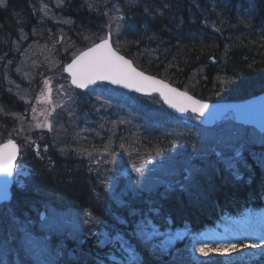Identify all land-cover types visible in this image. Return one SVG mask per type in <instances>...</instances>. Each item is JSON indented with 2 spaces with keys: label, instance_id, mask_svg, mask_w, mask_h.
Masks as SVG:
<instances>
[{
  "label": "trees",
  "instance_id": "obj_1",
  "mask_svg": "<svg viewBox=\"0 0 264 264\" xmlns=\"http://www.w3.org/2000/svg\"><path fill=\"white\" fill-rule=\"evenodd\" d=\"M40 1L0 0V71L16 77L26 39L36 38L35 42L42 45L39 37H44V42L53 44V52L60 57L59 76L68 81L62 73V66L70 59V49L80 50L109 31L102 10L111 0H65L61 5L47 0L54 6V12L63 15L56 22L49 18L47 28L36 24V17L41 15ZM163 8V13H155L147 6L145 11H150L146 16L144 14L143 20L132 16L135 27L140 29L144 21L149 26L147 32H155V35L143 37L133 35L129 30H115L116 36L111 32L114 46L143 70L167 79L204 100L245 99L264 91V0H195V4L192 0H180V6L166 0ZM145 45L155 50L142 52ZM35 69L31 68L33 74L41 73V70L34 73ZM48 81L45 78L43 82ZM7 85L11 84L0 74V105L3 108L0 113V141L8 137L17 138L22 149L24 143L20 142L17 132L11 131L17 130V122L2 116L23 105L19 95L7 92ZM144 99L156 101L153 96ZM155 105L156 123L172 127V119L177 120L178 117L162 105ZM62 114L65 112L60 110L58 116ZM188 120L191 121L193 135L183 136L174 142L170 139L177 124H174L176 128H172L170 135L155 134L154 130L139 134L152 146L153 159L149 160L157 159L166 145L161 138L167 137L177 147L182 143V155L191 159L184 165L176 156L179 163H175L179 167L172 170L177 171L173 174L183 178L169 184L170 179L176 178L170 175L163 181L158 180L166 186L155 188L152 185L150 190L124 191L123 195V188L109 192L107 185L97 183L96 169L87 165L85 159L69 158L67 153L71 155L74 152L78 156L90 145L89 135L82 132V137L76 135L80 129L65 117H58L57 121L54 117L48 128L39 134L36 130L25 129L20 133L22 137L38 135L42 141L60 142V148L64 149H43L40 154L46 152L48 157L39 163L40 176L28 179L29 186L14 187L10 202L0 204V222L8 225H0V238L7 237L12 228L18 227L15 224L18 217L26 214L24 220L28 222L39 218V211L46 203L45 206L56 204L74 211H88L100 223V229L94 231L88 224L78 228L84 232L79 233L82 236L79 235L77 246L70 239L60 242L64 249L60 252L62 256L59 255L65 257L67 264H264V246L238 260H227L215 251L208 252L201 259L193 253L196 237L204 242L206 250L215 249L209 242L212 226L224 218H241L249 206H261L264 200V135L259 136L262 139L260 144L237 141L236 137L231 141L224 133H219L218 129L225 128L223 123L205 128L194 119ZM236 126L247 134L253 132L252 128ZM106 132L98 134L100 141L106 142L101 146L122 145V141L114 137L116 134ZM234 143L238 145L236 152L239 155L233 164L236 172L226 164L210 165L205 160L215 157L214 148L224 154L228 145ZM68 147L70 149L64 152ZM25 150L31 152V148ZM209 150L214 153L203 156ZM137 154L142 153L138 151ZM112 172L101 177L115 176L118 180L121 172L117 169ZM115 185L120 184L117 182ZM178 229H184L186 235L167 247L162 234ZM50 237L52 239L53 235ZM20 245L10 240L7 248L17 252L24 264H34L24 257ZM65 250H72L75 255L68 256Z\"/></svg>",
  "mask_w": 264,
  "mask_h": 264
},
{
  "label": "rangeland",
  "instance_id": "obj_2",
  "mask_svg": "<svg viewBox=\"0 0 264 264\" xmlns=\"http://www.w3.org/2000/svg\"><path fill=\"white\" fill-rule=\"evenodd\" d=\"M64 1L65 0H53V3L55 5H61ZM91 1L99 2L107 0ZM165 1L166 0H111L106 2L102 10L104 19H106V27L115 36L117 30H129V32L132 31L131 33L133 35L139 34L143 35V37H150V34L155 35V32H147L149 26L145 24L144 21L141 22L140 29H138L137 26L135 27V21L132 16L143 20L144 14L146 16L148 13L147 11L152 10L155 13H163L162 10H164L163 6L165 5ZM167 1L170 2V0ZM171 1L180 6V0ZM192 2L195 4V0H192ZM40 4L39 8L41 15L36 17L37 26L47 28V20H49V18L52 22L62 19L63 15L54 12V6L49 5L47 0H41ZM196 4L197 6L199 5L198 2H196ZM147 6H150L151 9L145 11ZM199 8L205 9L202 6H199ZM41 17L44 18L42 19ZM131 25H134V27ZM39 38L43 42L42 45L35 42L36 38L26 39V43L21 49V56L17 65V71L19 72L15 73L16 77L10 75L7 71L6 73H1L0 71L2 77L4 76L8 84H11L9 86L7 85L9 89L7 92H13L19 95V99L22 100L23 103L21 107L16 109L13 108V110H10L6 115L2 114V116H6V119L9 120L10 118L17 122V130L11 131L17 132V136L20 137V142L22 141V143H24L23 148L20 149V155L15 166V182L12 186L13 189L14 187L24 188L29 186L27 185L28 179L33 180L35 177L40 176V171L38 170V167H40L39 163L48 157L45 154L46 152L40 154L43 149L51 150L53 147L56 150L61 149L60 142L54 144V142L50 140H40L38 135H34V138H32V136L22 137L20 134L25 129L31 130V132L36 130L39 134L43 129L48 128L54 117L56 121L58 117H65V120L67 119L68 122L75 124V126L80 129V133L76 131L78 132L76 135H81V137L82 133H87V135H89V148L84 149L82 153H78V156H75L74 152V155L67 154L72 160L85 159L87 165H91L95 168L97 172L96 176L99 178L96 182L101 185H107L106 189L109 192H114L121 188H123L121 192L122 195L124 191H147L151 189L152 185L155 188L159 186L162 187V185L166 186L163 184L164 182L160 183L159 181L165 180L167 176L174 175L176 177L175 179H170V181H168L169 184L183 178L182 175L178 176L173 174L177 171L173 172L172 170L179 167L175 163V161L178 162L176 156L180 157L184 165H187L188 159H191V157L187 159L182 155L184 147L181 145L182 143L178 144L179 147H177L174 146L173 143H170L167 137L166 139L161 138L166 145H164L163 149L158 153L157 159L149 160L153 159L151 154L152 146L144 142L142 136L139 134L143 131L154 130L155 134L162 133L163 135H170L169 132L172 128H176L174 124H177L176 131L170 139V141L174 142L173 140H180L183 136L189 137L193 135L191 121L179 117L177 120L172 119V127H169L167 124L159 125L155 120V112L157 110L155 104L159 105L157 101L144 99L145 97H140L127 91L125 92L119 87H112L110 85L103 87L104 85H99L91 92H79L71 87L68 81H65L59 76L57 67L60 63V57L53 52V44L45 43L44 41H46V39L44 37ZM39 47H41V49H38ZM148 47V45H145L141 48V51L150 52L155 50L154 47ZM76 52L77 49L74 51L70 49L69 56L72 57ZM8 65L10 64L8 63ZM34 67L36 68L34 73L38 72V70H41V73L44 71V73L39 74L38 72L33 74L31 68ZM6 68L4 67V69ZM33 75L34 77L32 78ZM40 75H42L41 79ZM36 78L38 80H36ZM45 78L49 80L47 83L43 82ZM2 110L3 108L0 105V113ZM60 110L65 112V115L62 114L58 116ZM224 118L225 119L221 123L224 124L225 128L218 129L220 135L224 133L227 139L229 138L231 141L236 137L237 141L250 142V144L262 143V139L254 129L252 134H247L244 129H239V127L233 124L230 115ZM190 119L195 120V117L191 115ZM37 125L45 126L38 127ZM102 126L104 127L101 131ZM106 130L108 132H106ZM105 132L108 134H116L114 137L119 138L120 141H122V145L117 147L113 144L101 146L100 144H105L106 142L100 141L101 139H99L98 134H104ZM137 133L138 135H135ZM9 138L13 137H8V139ZM16 139L17 138H13L15 143L20 145ZM95 139H97V141H95ZM106 141L108 142V140ZM1 142L3 141H0V143ZM152 144L153 146L155 145L154 142ZM100 146L106 147V149H102ZM29 148H31V152L28 153L25 149L28 150ZM63 149L64 148H62L61 151ZM69 149L70 147L66 148L64 152ZM237 149L238 145L234 143L228 145L227 151H224V154L218 153L220 151L214 148L213 151L216 153L215 157H208L214 153L210 150L203 156L208 157L204 158L210 165L211 163H220L226 164L228 167H233L235 158L239 156L236 152ZM132 151H136V153ZM138 151L142 154H137ZM33 153L35 155H32ZM113 169H117L121 172V175L118 176V180H116L115 176H110L108 179L101 177L106 176V174L112 172ZM137 169H139V171H137ZM198 169H201V166H199ZM233 171H237L235 167H233ZM192 174L188 176L191 177ZM117 182H119L120 185L116 187L115 183ZM151 182H153V184ZM45 205L46 203L43 204L39 211V213H44L42 218L39 217L32 222H28L24 220L26 217V214H24V217L15 219L17 220L15 224L18 227L14 229L11 227L12 229L10 228L11 230L8 232V236L0 238V264H12L11 259H16L11 253L14 251L7 248L10 240H13L19 245L21 241V252L35 264H67L65 257H60V252L62 248L64 249L60 242L65 239H70L74 241L76 246L79 245V235L82 236V234L79 233L84 231H82V229H77L83 227L85 224L89 225L91 231L97 230V228L100 229V223L88 211H74L70 210L68 207H58L56 204L50 206ZM10 216L11 214L8 215L9 220L11 219ZM262 223H257V226L261 230L259 232H253L250 228L234 223V231L225 230L218 238L219 244L213 246L217 249L235 244L237 246L235 250L227 253H219L227 260L228 258L238 260L240 257H244L246 254L248 255L253 252L257 247L260 248L264 246V221ZM0 225L8 226L4 222H0ZM16 233L18 234L17 238L15 237ZM51 235H53L52 239L50 237ZM1 236L2 232L0 231V237ZM179 236V234L168 236L167 239H165V245L169 247ZM82 239L84 240V238ZM201 247H204V245L202 243H197L193 248L196 258L199 259L204 256V254L199 251ZM66 252H68V250ZM73 255L75 254L72 253V250H69L68 256ZM16 260L18 262L16 264L22 263L20 257Z\"/></svg>",
  "mask_w": 264,
  "mask_h": 264
},
{
  "label": "snow or ice",
  "instance_id": "obj_3",
  "mask_svg": "<svg viewBox=\"0 0 264 264\" xmlns=\"http://www.w3.org/2000/svg\"><path fill=\"white\" fill-rule=\"evenodd\" d=\"M72 76V83L80 88L86 87L95 80H111L112 83H123L126 87H134L137 91H143L154 85L159 86L154 90L160 91L165 100L173 107H177L179 111L187 110L191 107L193 112H200L207 107L201 101L194 100L187 93H179L176 89H170L161 81L154 80L151 77L144 76L143 73L137 72L131 66V63L122 56L117 55L110 45L108 39L101 40L100 43L94 44L86 51L81 52L72 62L65 68ZM177 97L181 98L179 101ZM43 127L45 125H37ZM5 149L11 148V152H7L0 157V172L11 174L13 169V160L18 151L13 141L9 140L5 145L0 146ZM139 171V169H137ZM236 245H228L217 249H207L201 247L199 251L207 255L208 252L227 253L236 249Z\"/></svg>",
  "mask_w": 264,
  "mask_h": 264
},
{
  "label": "water",
  "instance_id": "obj_4",
  "mask_svg": "<svg viewBox=\"0 0 264 264\" xmlns=\"http://www.w3.org/2000/svg\"><path fill=\"white\" fill-rule=\"evenodd\" d=\"M109 40V45L111 47V49L117 53V55L122 56L125 60L129 61L131 63V66L136 69L137 72H141L144 74V76L146 77H151L154 80L157 81H161L162 84L167 85L168 88L170 89H176L177 92L179 93H187L188 96H191L194 100H198L201 101L202 103L206 104L207 107L203 108L202 111L200 112H193L191 110V107H187L186 111H179L177 107H173L170 103H168L164 96L161 95L160 91L154 90L156 87L159 86H152V87H148L143 91H137L136 88L134 87H126L125 84L123 83H112L111 80H95L94 82L88 84L86 87L81 88L84 90H89L91 89L95 84L99 83V82H108L110 84L113 85H117V86H121L122 88L126 89L127 91L130 92H135L137 94L140 95H151L153 93H157L160 97V99L162 100V102L165 104V106L172 111L173 113L179 115V116H187L188 112L194 113L197 116H199V122L204 125V126H212L215 124L216 121H219L222 117V115H224L227 111L232 110L234 113V117H235V121L238 123H242L244 125H252L254 127H256L260 132H264V92L257 94L255 96H252L248 99H245L243 101H221V102H209V101H203L200 100L196 97H194L193 95H191L190 93L180 89L177 86H174L172 84H170L169 82L156 77L152 74H149L147 72L142 71L141 69L137 68L131 59L127 58L126 56L122 55L121 53H119L118 51H116L110 41L109 35L108 38H106ZM101 42V41H100ZM98 42V43H100ZM96 43V44H98ZM92 47V46H91ZM88 49V48H87ZM86 49V50H87ZM83 50V51H86ZM82 51V52H83ZM80 54V53H79ZM78 54V55H79ZM77 55V56H78ZM75 56L68 64L65 65L64 67V71L69 74L70 76V81L72 83V76L71 74L65 70L66 66L71 64V62L77 57ZM73 84V83H72ZM75 86H77L76 84H73ZM78 87V86H77ZM178 101L181 99L179 97L176 98ZM14 142V144L16 145V148L18 149V145L15 143L14 140H11ZM8 141L0 144V146H3L7 143ZM12 149L8 148L5 149L3 147H0V157H3V155L7 152H11ZM18 156V151L15 155V158L12 162L13 164V169H14V163L15 160ZM13 169L11 174H5L3 172H0V201H6L9 200L10 196H11V187L13 184Z\"/></svg>",
  "mask_w": 264,
  "mask_h": 264
}]
</instances>
